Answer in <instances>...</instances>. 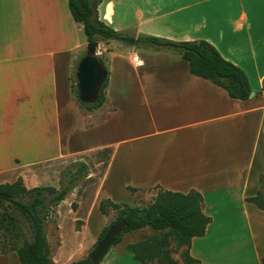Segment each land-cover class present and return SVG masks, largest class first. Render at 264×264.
Masks as SVG:
<instances>
[{
  "label": "crops",
  "instance_id": "crops-1",
  "mask_svg": "<svg viewBox=\"0 0 264 264\" xmlns=\"http://www.w3.org/2000/svg\"><path fill=\"white\" fill-rule=\"evenodd\" d=\"M96 15L129 36L209 42L245 73L252 96L230 97L176 51L109 39L99 55L105 100L83 109L70 75L88 42L68 0H0V183L58 188L72 163L87 165L56 206L59 232L69 216L78 242L67 249L64 235L55 246L47 238L57 264L79 260L112 221L102 200L130 205L124 198L134 203L154 188L202 195L211 221L188 245L199 264H245L249 255L261 264L264 210L247 198L264 178V0H97ZM132 242L121 238L99 264H142ZM0 264L20 262L8 251Z\"/></svg>",
  "mask_w": 264,
  "mask_h": 264
},
{
  "label": "trees",
  "instance_id": "trees-1",
  "mask_svg": "<svg viewBox=\"0 0 264 264\" xmlns=\"http://www.w3.org/2000/svg\"><path fill=\"white\" fill-rule=\"evenodd\" d=\"M96 4L97 0H68L72 18L82 25L87 42L114 39L129 45L142 44L157 49L177 51L187 61L190 73L224 88L232 98L245 100L249 97L250 88L245 73L225 60L209 42L174 41L155 36L134 37L123 34L97 18ZM81 57L77 59L75 69ZM107 83L108 70L98 100L88 104L81 102L76 96L78 105L86 110L100 106L105 100ZM72 165L74 169L68 168L62 172L58 188L54 186L27 188L21 179L12 183H0V207L7 202L19 210L27 220L30 237L27 240L23 236L20 243L18 233L11 234L9 230L8 236L0 233V252L15 251L20 264H57L49 256L45 224L56 206L66 198L77 182L88 174L86 164L77 162ZM3 195L7 199H4ZM247 200L264 210V194L257 193ZM107 206L116 210L117 214L114 220L102 228L96 243L106 234L110 226L123 221L125 229L115 238L113 245L121 240L124 233H133L145 228H149L152 232L148 238L127 245V249L138 262L178 264L168 248L171 239L174 238L178 247H184L181 254L183 264H199V261L189 254L188 245L193 237L204 234L211 219L202 211V195L198 191L181 193L159 189L147 206H131L102 200L99 206L102 213H106ZM3 220L6 221V216L0 218V225L5 229L8 225ZM260 261L264 264V256Z\"/></svg>",
  "mask_w": 264,
  "mask_h": 264
},
{
  "label": "rangeland",
  "instance_id": "rangeland-1",
  "mask_svg": "<svg viewBox=\"0 0 264 264\" xmlns=\"http://www.w3.org/2000/svg\"><path fill=\"white\" fill-rule=\"evenodd\" d=\"M97 41L99 42L98 45H100L101 51H103L104 44L102 42H104V41H99V40H97ZM112 41L114 42V40H112ZM114 44L115 43H113V45ZM172 51H174V50H172ZM85 52H86V45L83 46L82 48H80L77 52H75L73 54L74 59H73V68H72L71 75H70V88L72 90L73 98L75 100H76L75 64H76L77 59L80 56L84 55ZM103 56L104 55L97 56V57H98V59H100L103 62V59H102ZM103 64H104V62H103ZM16 147H18L19 149H22L21 144L16 145ZM70 167H71V169H74V165H72V166L70 165ZM129 189L131 190V188H129ZM158 190L159 189L154 188L153 190L149 191V193H148L149 195H147V193H145L147 191H145L144 195H143L144 197L142 198V200L135 201L134 203H137L138 206H147L150 202H152V200L154 199ZM258 193L264 194V185H262V183H261L260 189L258 190ZM124 199L125 200L128 199L127 202L130 205L134 204L131 199H129V198H124ZM72 205L74 207V204H72ZM107 209L109 211L108 216L110 218V221L114 220L116 217L117 211L113 210L109 206H107ZM2 216H6V221L3 220V222L5 224L7 223V225H8L7 226L8 228L7 227L5 228L6 230L2 227V225H0V233L3 236H5V235L8 236L9 232L11 234H17L18 233V236H19L18 242H20V243L23 239V236H25V239H27V240L30 238L29 237V231L27 228V220H26L25 216H23L19 212V210L14 208V206L12 204L6 202L0 207V218H2ZM57 223H58V221L56 219V208H55L54 211L51 212V214H50V216H49V218L45 224L46 237L49 238L51 245L55 246V244H57L58 241H56V237H57V234L60 233V234L64 235V239L67 240L69 243L67 246V249H75L76 246L78 245V242H77V236L72 230L70 217L67 216V217L61 218V220L59 222L60 223V225H59L60 226V232H59ZM12 226H13V228H12ZM75 229H79V230L81 229L79 223H76L74 225V230ZM8 230H9V232H8ZM131 234H133V235H130L129 233H125V234H123L122 238L130 236L131 240H133L132 243H136L138 241H141L142 239L148 238L152 234V232L149 228H145V229H142L140 231L133 232ZM95 243H96V241H93V242L91 241L89 244H87L85 247V250L81 254L75 252L77 255L80 254L79 260L85 258L88 255V253L93 249ZM168 248L171 251L170 252L171 256L177 261V263L183 264L181 254L184 251V247L183 246L178 247L176 240L174 238H172L169 245H168ZM153 263L156 264L155 261ZM245 264H256L254 257L249 255L246 259Z\"/></svg>",
  "mask_w": 264,
  "mask_h": 264
},
{
  "label": "water",
  "instance_id": "water-1",
  "mask_svg": "<svg viewBox=\"0 0 264 264\" xmlns=\"http://www.w3.org/2000/svg\"><path fill=\"white\" fill-rule=\"evenodd\" d=\"M98 41L88 42L86 52L78 61L75 69L76 96L83 103H94L98 100L102 86L107 78V69L95 54ZM252 96V93L249 94ZM7 199L6 196H2ZM125 229L123 221L109 227L106 234L95 244L88 255L78 261L69 264H99L115 238Z\"/></svg>",
  "mask_w": 264,
  "mask_h": 264
},
{
  "label": "built area",
  "instance_id": "built-area-1",
  "mask_svg": "<svg viewBox=\"0 0 264 264\" xmlns=\"http://www.w3.org/2000/svg\"><path fill=\"white\" fill-rule=\"evenodd\" d=\"M100 53H101V49H100L99 46H97L95 54L99 56ZM131 61H132L133 65H135V67H140L141 66V63H140V60H139L138 56L133 55L132 58H131Z\"/></svg>",
  "mask_w": 264,
  "mask_h": 264
}]
</instances>
